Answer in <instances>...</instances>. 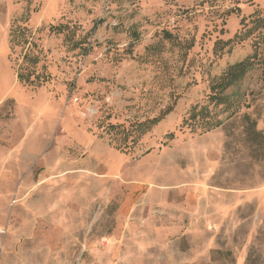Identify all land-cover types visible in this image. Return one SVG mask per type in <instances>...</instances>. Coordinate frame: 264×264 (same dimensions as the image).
<instances>
[{
  "label": "rangeland",
  "instance_id": "obj_1",
  "mask_svg": "<svg viewBox=\"0 0 264 264\" xmlns=\"http://www.w3.org/2000/svg\"><path fill=\"white\" fill-rule=\"evenodd\" d=\"M257 18L264 0H0V264H264Z\"/></svg>",
  "mask_w": 264,
  "mask_h": 264
},
{
  "label": "trees",
  "instance_id": "obj_2",
  "mask_svg": "<svg viewBox=\"0 0 264 264\" xmlns=\"http://www.w3.org/2000/svg\"><path fill=\"white\" fill-rule=\"evenodd\" d=\"M252 28H251V32L252 30H259V29H263L264 28V19L262 18H257V19H253L252 20ZM260 36H262L263 39L262 41H258L261 42V46H262V54L260 56L259 62L261 64L264 65V34H260ZM258 39V38H257ZM253 61V60H251ZM251 61H246V62H242L238 65L232 66L229 70L228 73L226 75V77L224 78V82H226V84H230L233 81V78L236 76L237 73L239 72H243L247 67H249L251 65ZM219 100V99H218ZM172 111V109H168L162 116L155 118L151 121V126L156 125L157 123H159L162 118L166 115H168L170 112ZM205 112V109H202V111H200L198 113V118L201 119L203 118V114ZM241 127L243 128L242 134L245 135L246 141L249 142L252 146H256L258 148H261L262 145H264V132H259L257 130V122L252 119L249 115H246L243 117V119L241 120Z\"/></svg>",
  "mask_w": 264,
  "mask_h": 264
}]
</instances>
